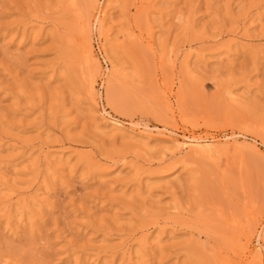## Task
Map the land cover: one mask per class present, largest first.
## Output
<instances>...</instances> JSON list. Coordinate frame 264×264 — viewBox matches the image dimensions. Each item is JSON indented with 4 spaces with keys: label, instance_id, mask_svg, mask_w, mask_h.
<instances>
[{
    "label": "rangeland",
    "instance_id": "1",
    "mask_svg": "<svg viewBox=\"0 0 264 264\" xmlns=\"http://www.w3.org/2000/svg\"><path fill=\"white\" fill-rule=\"evenodd\" d=\"M0 264H264V0H0Z\"/></svg>",
    "mask_w": 264,
    "mask_h": 264
},
{
    "label": "bare ground",
    "instance_id": "2",
    "mask_svg": "<svg viewBox=\"0 0 264 264\" xmlns=\"http://www.w3.org/2000/svg\"><path fill=\"white\" fill-rule=\"evenodd\" d=\"M88 56H89V55H88ZM84 63H85V62H84ZM87 68H88V67H87ZM191 143H192V142H191ZM193 143H194V142H193ZM195 143H196V142H195ZM197 143H198V142H197ZM197 143H196V144H197ZM196 144H195V145H196ZM197 146H198V144H197ZM200 146H201V145H200ZM202 147H203V146H202ZM201 153H202V152H201Z\"/></svg>",
    "mask_w": 264,
    "mask_h": 264
}]
</instances>
